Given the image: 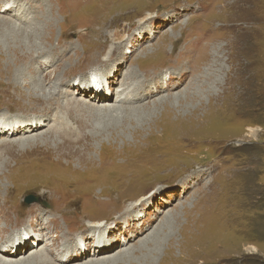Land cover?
Returning a JSON list of instances; mask_svg holds the SVG:
<instances>
[{
	"label": "rangeland",
	"instance_id": "374dc122",
	"mask_svg": "<svg viewBox=\"0 0 264 264\" xmlns=\"http://www.w3.org/2000/svg\"><path fill=\"white\" fill-rule=\"evenodd\" d=\"M20 1L29 8V12L23 17H27L30 23L36 22L30 26L36 25L41 31V38L35 37L31 41L38 48L53 45L45 54L63 58L52 67L55 69L51 76L49 72L52 69L49 68L47 72L41 71L39 76L37 74L36 79L50 85L61 76L65 75L63 78L66 80L89 68L84 74L76 75L79 79L85 77L86 80L93 72H101L104 65L100 63L107 56L111 63L114 61L112 66L121 64L119 62L125 57L119 70L116 69V74L120 75L114 80L111 91L109 90L113 100L114 92L126 74V80L129 82L135 78V84L136 80L140 81L144 76L145 83L153 77L166 79L169 73H176L181 65V61L177 59V49L183 32L185 38L191 40V44L197 43V37L204 43L203 47H199L201 50L195 57V62L192 60L187 63L189 68L195 65L193 72L187 69L184 72L185 78L171 91L175 96L162 100V95L167 94L164 91L149 99L129 104L137 106L150 101L145 112L121 114L122 117L117 121L98 115V118L91 119V125L93 128L106 126L105 130L94 138L87 137L79 141L77 144L80 145L75 144L73 149L71 145L70 152L55 150L56 144H63L62 139L57 136L46 144L39 145L36 152L2 143L0 147L7 146L0 149V209L3 215H7L2 209L5 203L10 210L15 209L14 205L21 201L22 208L18 209V213L24 214L22 209L27 206L23 203V195L43 190L48 192L54 205L53 210L70 218L66 219L67 223L77 219L79 222L76 223L89 226V221L82 219L84 216L97 218L95 220L99 221L111 213L134 206L136 200L150 195V192L162 190L161 194L156 192L154 200L148 201L151 202L148 204L150 208L159 210L155 212L157 216L152 223L150 216H140L125 227V216L122 220L124 223L117 229L121 235L116 233L112 222L95 230L96 235L106 237L107 228L112 226L116 236L129 238L133 230L145 228L141 236L127 244L125 242L126 246L121 247L128 248L161 222V230L152 235L147 247L143 246L141 250L135 248L132 253H128L127 261L124 262L125 258H121L118 264H264V0ZM150 7L153 9L152 13L143 12V16H152L156 11H167L177 19L172 18L171 24L168 22L162 26L161 21L153 17L156 24H146L143 38H129L128 34L138 32L134 27L142 18L141 12ZM5 17L25 26L30 24L16 19V15ZM84 27L93 29L90 31V39L83 42ZM50 29L52 33L49 35ZM0 34V46L3 49V56L0 58V66L3 68L0 72V86H3L0 87V118L5 121L20 116L19 112L8 113L6 110L19 107L29 110L32 108L34 111H40L38 107H42L43 112L45 107L42 103L27 95L30 90L36 93L33 90L34 83L26 86L23 74L16 70L14 54L4 47L5 38H1L2 33ZM5 37L12 41L14 35L5 31ZM16 38L19 39L15 41H20L25 47L29 46L28 40L21 39L20 36ZM163 40H167L166 56L157 61L167 64L158 73L149 71L152 75L146 76L143 73L157 66L158 62L151 64L153 61H148L140 67L137 59H151L152 55H157L158 51L156 54H146L143 50L156 48ZM106 43H109L108 46ZM112 43L119 45V48H115L116 52L110 55ZM85 44H91L90 47L93 48L94 44H98L102 48L95 52L94 49L85 47L80 54L79 51ZM65 48L67 51L62 52ZM60 52L64 55L60 56ZM27 59L29 58H26L28 62ZM28 64L35 67L37 63L31 61ZM8 66L12 68L11 81L22 87L23 97L18 92V96H13L18 87L3 85L10 78L4 74V69ZM138 67L143 68V72ZM131 69L134 72H130ZM175 75V78L181 80L179 73ZM72 84L74 85L69 86L70 93L66 89L68 85H61L55 90L59 91L60 103L67 99L76 102L86 100L85 96L74 91L77 87L89 85L90 81H74ZM104 87L108 89L109 86ZM130 91L127 89L126 93H131ZM86 104H92L91 107L98 105L95 101ZM51 123L54 124L52 121ZM50 130L40 129L35 133H26L25 136L41 139L40 135H46ZM83 133L90 135L92 131L87 128ZM4 138L1 136L0 140ZM43 148H52L59 153L56 156L62 159L69 155L75 156V153H79L77 149L90 148L88 156H91L93 162L89 161V164L94 163L95 169L101 167L103 172L108 171L107 175H98L93 168L88 170L81 164L75 169H66L68 174L65 171L62 173L64 161H57L58 165L50 169L47 163L44 167L39 166L42 162L49 161L47 158L52 160L47 154L44 159L41 158L39 150ZM108 159H114L122 170L114 169L113 164L112 167L105 166V160ZM124 163L127 165L123 168L121 165ZM60 173L76 182L69 183L62 179L69 187L65 189L57 177ZM189 177L198 180L195 184H188L193 185L192 187L185 186ZM109 194L111 196H107ZM95 196H100L102 201H96ZM40 205L46 209L52 207L47 200H42ZM58 222L66 232V226L61 220ZM3 226L4 223L0 222V227ZM24 228H13L12 234L21 235ZM28 235L31 233L28 232ZM75 235L78 238V234ZM36 248L30 250V253H37L42 249ZM121 248H113L92 258L115 253ZM30 253L28 249L23 255L26 257ZM0 256L1 261L4 256ZM89 258L86 255L70 264L81 263Z\"/></svg>",
	"mask_w": 264,
	"mask_h": 264
},
{
	"label": "bare ground",
	"instance_id": "6f19581e",
	"mask_svg": "<svg viewBox=\"0 0 264 264\" xmlns=\"http://www.w3.org/2000/svg\"><path fill=\"white\" fill-rule=\"evenodd\" d=\"M26 8L27 7L20 0H0V13H2V15H0V32L2 33L1 38L2 37L5 38L4 47L8 48V52L14 54L13 56H14L16 70L21 71V73L23 74L26 86H28L27 84L31 82L34 83L33 90H36V93L34 94L30 90L28 91L27 95L37 98L38 102L42 103L43 107L45 108L43 112H42V107H38L40 111H34L32 108L29 110V108H26V107H19L18 109H11V110L6 109L8 113H14V112L20 113V116L12 118V119H6L5 121H3V118H0V137L1 136L5 137L4 139L0 140V145L2 143L9 144V145L11 144V147L13 148L14 147L19 148V149L28 148L29 151H35V149L36 150L39 149L38 148L39 145L46 144L50 139L57 136L62 139L63 144H56L55 150L57 151L63 150L65 152H68V151L70 152L73 149V146L77 144L79 141H82L86 139L87 137L94 138L95 136L99 135L105 130L106 126L101 127V128H98V127L93 128L92 127L93 125H91V119L98 118L99 117L98 115L102 116L103 118L107 117V120L111 119V121H117L120 117H122L121 114L134 113L137 111L141 112L144 110H148L147 105H149L150 101H146V103H143L137 106L136 105L129 106V104H133L136 101H140L142 99H149L150 97L155 96L158 93H163L164 91H166L167 94L162 95L163 97L160 99L162 100H169V98L171 99L173 96H175V94L171 93V91L173 89H176L178 85L180 84V82L185 78L184 72L187 69H191L193 72V70L195 69L194 68L195 65L189 68V66H187V63H190L189 61H192V60L195 62V57L197 56L198 52L201 50L199 49V47L200 45H202L203 47V43H204V42H201L199 37H197L198 39L197 43L195 45L191 44V40L185 38V35L183 32V36L181 39L182 41L176 40L177 42L180 41L179 43L180 47L177 49L179 50V53H178V56L177 55L176 56H177L178 61L179 62L181 61V65H179L176 73L180 74L181 80H179V78L178 79L175 78L176 73L173 72V73H169L166 79H163V78L159 79L160 77L152 76L153 79H151L148 82L145 81L144 83L143 82V80L145 79V76H144V79L140 81L136 80L135 84H133V81L135 78H133V81L128 82V80H126V77H125L127 75L126 74L124 78L120 80V83L114 92L115 100H113V98H111L112 92H109V90L111 91V86L112 84H114V80L116 79L117 76L120 75V73L116 74V69L119 70V65L123 64L122 62L125 60V57L124 59L122 58L120 62L118 61L121 64L112 66L114 61L111 63L110 59L107 56V58L104 61H102V63H100L104 65V67H102L103 69L101 70V72L99 71L93 72L92 74H90V76H88L89 79L86 77L87 78L86 80H84L85 77H80L83 79H79L78 77H76V75L84 74L85 71L88 70L89 68L86 69L84 72L79 71L78 73L72 75L70 78L66 80L65 78H63L65 75L61 76L57 79V81L52 82L50 85L45 82H42L41 79H36L37 74L39 76L41 71L47 72L49 68L52 69L49 72V75L51 76L52 72L54 71L53 69H55L52 67L58 61H61V59H63L61 54L62 52L67 51V49L66 48L65 50L62 49V52H60L59 54L61 56L60 58L58 55L54 57L49 54H45V51L46 50L48 51L49 47L53 45L49 47L45 46L43 48L42 47L38 48L36 44H34L31 40H33L35 37L41 38L39 36L41 34V31L36 25L33 26L34 28L31 27L30 25L33 22L30 23V21L27 20L28 19L27 17H23L25 13L29 12V8L27 9ZM152 11L153 9L150 7V8L144 9L141 12L140 16L142 18L140 19V22L137 23L134 27V29L138 30V32L128 34L129 38H132V39L133 38L136 39L140 37L143 38V34H144L143 30L145 29L146 24L150 22L153 24H156L155 20L154 21L152 20L153 17H156L155 18L156 20H160L161 21L160 23L162 26L167 24L168 22H170L171 24L172 18L177 19V17H175L174 15L166 13L167 11L166 12L156 11L154 12V15L149 16V17H146V15L144 16L142 15L143 12L152 13ZM158 14H162V15H158ZM10 15L11 16L16 15V19L21 20V22L30 23V24L25 26L19 22L10 20L7 17H5V16H10ZM91 30H89V28L87 29V27L83 28V32H82L83 42L87 38L90 39L91 37L90 35H92L90 32ZM5 31L10 32L14 35L12 41L10 40L8 41V38L5 37ZM49 32H50L49 33L50 35L52 33V29H50ZM17 36H20L21 39L28 40L29 46L25 47L22 43H20V41H15L19 39V38L18 39L16 38ZM134 36H137V37H134ZM48 39L50 40L51 38H48ZM69 41L70 40L68 38L67 42ZM166 41L167 40H163L159 46L151 49L152 51L151 50L147 51L148 49H144L143 51L146 54L148 52L156 54L157 51L161 54L157 53V55L155 56L152 55V57L150 56L151 59H148L147 57L142 59L139 57V59H137V65L142 67V64L148 63V61L149 62L153 61L151 62V64H154L155 63L154 61H157L159 59L161 60L162 57H165L166 55L164 53H166L165 51L167 50V47L165 46ZM122 42L123 43L121 45V50L123 49L125 39ZM184 42H186L185 46L183 45ZM26 44H27V41H26ZM85 45L84 47H82L81 51L77 49L80 54L82 53V50L85 49V47L94 49L95 52L97 49L100 50L102 48L98 44H94V48L90 47V45H86V46ZM112 45L113 47L109 53L110 55L116 52V49L118 50L119 48V45H116L113 43ZM2 50L3 49L1 48L0 58L3 56ZM77 50H75V52H77ZM192 52L193 54H191ZM88 55L89 54H87V56ZM26 58H29L27 59L28 62H31V61L36 62L37 63L36 66L33 67L29 65L28 62L26 61ZM183 61L185 62V64L183 63ZM157 62H158L157 66H154L153 68H149L143 74H145L146 76L152 75L149 73V71H151L153 74L158 73L159 69L167 64L166 62L164 63L163 61H157ZM94 66H97V65H94ZM94 66H91V67H94ZM140 67H138V70L143 72V68H140ZM2 69L3 68H1L0 66V72H2ZM4 70L6 71L4 74H6V76H9L10 78L8 77L9 78L8 82L3 85L7 87H11V86L18 87L17 90H15L16 92L13 96L15 97L18 96L16 94L18 92L19 96L23 97L22 87L15 84L13 81H11L12 68L8 66ZM130 72H134V71L131 69ZM101 77H103V79H101ZM74 81H80V82L88 81V83L90 81V84L85 86L87 88L77 87L75 88V91H74L76 94L81 93V95L85 96L86 100L87 99L88 100L76 102L73 99H67L60 103L59 102L60 98L58 95L59 91L55 92V90L61 85H68L66 89L70 93L69 86L74 85L72 84ZM91 82L93 83V86H91L92 84ZM104 85L105 86L108 85L109 86L108 89L105 88ZM46 86L48 89L45 92ZM0 87H3V86H0ZM127 89H130L131 93H126ZM0 91H1V88H0ZM68 92H66V94ZM62 99H65V97H63ZM94 101L99 106L97 105L95 107L93 106L91 107L92 104L90 105L86 104V103L89 104V102L94 103ZM19 113L17 114L19 115ZM51 121L54 123L53 125H51L52 124ZM86 126L88 129L90 128V132L92 131L90 135L83 133V131L87 129ZM111 127H113V125ZM40 129H45V130L51 129V130L48 131V134L46 135L45 134L40 135L41 139L40 138L32 139V136H25L26 133L27 134L33 133V132L35 133L39 131ZM82 144H84V142ZM77 145H80V143ZM70 146L72 147V149L69 148ZM86 146H87V143H86ZM6 147L7 146H2L0 147V149L6 148ZM59 147L63 149H59ZM89 150L90 148L86 150L77 149V151L80 154L75 153L74 154L75 156L73 157H71V155H69V157L65 155L66 157L62 159L61 157L56 156V154H59V153L54 151L52 148H46V149L43 148L39 150L41 152V158L44 159V155L47 154L52 157V160L50 161V159L47 158V160L49 161H44L41 163V165L39 164V166L44 167V165L47 163L49 164L48 169H50L52 166L58 165L57 161H61V163L62 161H64L65 165L63 167V171L61 170L62 168L60 169L62 173H64V171L67 172L66 169H69V168L75 169L76 167L80 166L79 164H81V166L83 165L86 166L84 168H87V169L93 168L94 173L96 172L98 173V175L99 173H106L105 175H107L108 171L106 172L105 170V172H103L101 170V167H98V168L96 167L97 169H95L94 163L89 164V161H92L91 156L90 155L88 156ZM51 153H54V154L51 155ZM105 162L106 163L104 162L103 163L107 167L113 164L114 169H117L118 171L122 170L121 167H119L120 165H117V163L114 162V159H112L111 161H109L108 159V160H105ZM126 165L127 163H124L121 166H123L124 168L126 167ZM81 168L83 167H80V169ZM57 171H59V169ZM57 177L60 178L59 180L61 182H62V179L69 181V183L74 182V181L76 182V180L67 179L68 177L64 176V174H61V173L58 174ZM191 180H195V181L191 182ZM197 181L198 180H196V178L189 177V180L185 183V186L192 187L193 185H188V184H191V183L195 184L197 183ZM63 186L65 189L69 188L68 185L65 183H63ZM179 186L183 187V185H179ZM166 188H169V187H166ZM174 188H176V186H174ZM156 192H160L159 194H161L162 190H156L155 192L153 191V193L150 192L149 193L150 195L148 196L145 195L144 197L136 200V204L134 206L131 205L126 210L121 209L118 212L116 211L115 213H111L107 217L103 218L102 220L96 221L95 219L97 218H92L90 216H86V217L84 216L82 219L88 220L90 223L89 226H84L82 223L80 224L76 223L79 221L74 218H73L74 221L69 220L71 223H67L66 219H70V218H68L66 215L61 216L53 210L54 205L51 202V198L47 194L48 192H45L43 190L37 191L36 194L31 192L32 194L38 196L39 200L36 202H31L30 204H27L26 205L27 207L25 209H22L24 211V214L18 213L19 211L18 209L22 208V201L14 205L15 209H10V210H9V205L5 203L2 206V209L7 212V215H5L6 217L3 215V212L0 209V222L4 223V226L0 227V254L4 256L3 257L4 259L0 261V264H70L76 260H81V258H84L86 255H89L90 258L84 260L81 263H76V264H118V261L122 260L121 258H125L123 260L125 262L127 261L126 258H129L128 253L133 251L135 248H140L141 250L143 246L147 247V244L149 243L152 235L157 234V232L161 230L160 228L161 222H158L151 232L139 238L135 244H130L128 248H121V247L126 246L125 242L127 244L131 240L134 241L135 239H137L138 236H141L146 229L144 228V229H139V230H133L129 238H127L126 236H120V237L116 236L115 230L119 229L122 226V223H124L122 220H123V217L125 216L127 217L124 223L125 227L130 226V224L136 221L137 218H140V216L143 218L145 216H150V220L152 223V220L155 219L157 216L155 212L159 210L150 208L148 204L151 202H148V201L154 200L155 198L154 195L156 194ZM1 193L2 192L0 190V194ZM107 196H111V195L109 194ZM95 199L96 201H102L100 200L101 199L100 196L99 197L95 196ZM42 200H47L52 205V207L50 209L43 208L40 205ZM89 201L91 204H93L90 199ZM104 203H106V201ZM139 211L141 213H138ZM80 219H81V216H80ZM59 220H61V223H63L66 226V232L63 231L62 226L58 222ZM109 222H112V224L115 225V228H114L115 230L111 226L107 228L108 234L106 237L105 235H101V234L96 235L95 230L100 227H104L106 224H109ZM102 224L104 225L102 226ZM17 227H22V228L25 227L24 228L25 231L21 233V235L20 234L13 235L11 229L17 228ZM161 227L163 228V224ZM146 228H148V226ZM28 232H30L31 235H28ZM117 232L119 234L121 233L119 230H117L116 233ZM75 234H78V238L76 237ZM31 237H33V239H31ZM118 247L121 248L118 250L119 252L116 251L115 253H110V254L103 255L97 258H92L93 256H97L98 254L102 252L110 251L113 248H118ZM35 248L36 249L42 248V249H39L37 253H30V250L32 251V249H35ZM28 249H29L30 254L26 255L25 257L23 254H25V252H27ZM33 251L36 252V250H33ZM42 251H44L45 253H42ZM18 256H20V258ZM12 257H14V259H12ZM15 257L16 258L18 257V258L15 259ZM0 258L2 257L0 256Z\"/></svg>",
	"mask_w": 264,
	"mask_h": 264
},
{
	"label": "water",
	"instance_id": "95a60500",
	"mask_svg": "<svg viewBox=\"0 0 264 264\" xmlns=\"http://www.w3.org/2000/svg\"><path fill=\"white\" fill-rule=\"evenodd\" d=\"M38 200H39L38 196H36L32 193H28L24 197V204L27 205V204H30L31 202H36Z\"/></svg>",
	"mask_w": 264,
	"mask_h": 264
}]
</instances>
